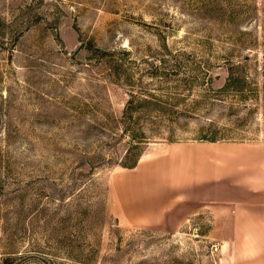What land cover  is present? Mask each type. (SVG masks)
I'll return each mask as SVG.
<instances>
[{"label":"rangeland","instance_id":"374dc122","mask_svg":"<svg viewBox=\"0 0 264 264\" xmlns=\"http://www.w3.org/2000/svg\"><path fill=\"white\" fill-rule=\"evenodd\" d=\"M232 174L264 175V0H0V264H264Z\"/></svg>","mask_w":264,"mask_h":264},{"label":"crops","instance_id":"0c3cea01","mask_svg":"<svg viewBox=\"0 0 264 264\" xmlns=\"http://www.w3.org/2000/svg\"><path fill=\"white\" fill-rule=\"evenodd\" d=\"M231 149V148H230ZM239 153V152H238ZM247 153V152H246ZM237 156V154L232 153L231 151H225L223 152V157L226 158V160H231L233 157ZM238 155H241L240 153ZM243 158H245V163L248 164L252 162V159H259L260 156H254L250 155V159H248L247 154H242ZM243 160V159H242ZM261 170V168H260ZM248 176H241V179L239 182L236 181V177L232 174L230 179L228 180L227 177L224 179V181H221L220 183H217V190L216 193L213 194L215 198L221 199L225 203L217 206L216 212L221 211V209L228 210L230 209V212L232 211V201L233 195L237 191L233 185H237L238 183L240 184V193L244 196L245 198V209L247 214H252L257 220H259L258 223L259 226L257 229L254 230H248V232H243L242 235L236 236L232 235V238H239V237H244V238H249V239H261L264 238V175L260 176L256 180V184L253 185V182L249 180ZM243 198V199H244ZM249 201H253V203H249ZM215 215V212H214ZM263 226V227H262ZM256 245L259 243L255 241Z\"/></svg>","mask_w":264,"mask_h":264},{"label":"trees","instance_id":"16d2710c","mask_svg":"<svg viewBox=\"0 0 264 264\" xmlns=\"http://www.w3.org/2000/svg\"><path fill=\"white\" fill-rule=\"evenodd\" d=\"M141 137L143 138L142 141H144V142L146 141L145 139H148V137L145 136L144 134ZM209 139H210V141H214V137H210ZM140 154L141 153L136 154V158L134 159V162L132 164H125L124 166H126V167H133V166H135V164L138 161V158H139Z\"/></svg>","mask_w":264,"mask_h":264}]
</instances>
